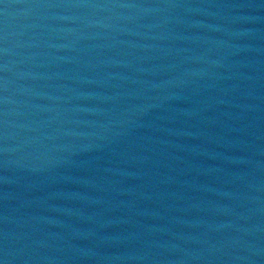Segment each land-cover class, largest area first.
Returning a JSON list of instances; mask_svg holds the SVG:
<instances>
[{
  "label": "water",
  "instance_id": "95a60500",
  "mask_svg": "<svg viewBox=\"0 0 264 264\" xmlns=\"http://www.w3.org/2000/svg\"><path fill=\"white\" fill-rule=\"evenodd\" d=\"M3 264H264V0H0Z\"/></svg>",
  "mask_w": 264,
  "mask_h": 264
},
{
  "label": "snow or ice",
  "instance_id": "6c2138e0",
  "mask_svg": "<svg viewBox=\"0 0 264 264\" xmlns=\"http://www.w3.org/2000/svg\"><path fill=\"white\" fill-rule=\"evenodd\" d=\"M0 264H3V261H0Z\"/></svg>",
  "mask_w": 264,
  "mask_h": 264
}]
</instances>
